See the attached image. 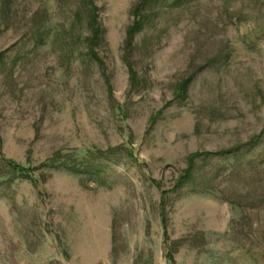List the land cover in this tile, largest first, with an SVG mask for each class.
Instances as JSON below:
<instances>
[{
  "label": "rangeland",
  "instance_id": "rangeland-1",
  "mask_svg": "<svg viewBox=\"0 0 264 264\" xmlns=\"http://www.w3.org/2000/svg\"><path fill=\"white\" fill-rule=\"evenodd\" d=\"M139 1L94 0L101 70L83 0H0V264H264V0H159L126 50Z\"/></svg>",
  "mask_w": 264,
  "mask_h": 264
},
{
  "label": "trees",
  "instance_id": "trees-1",
  "mask_svg": "<svg viewBox=\"0 0 264 264\" xmlns=\"http://www.w3.org/2000/svg\"><path fill=\"white\" fill-rule=\"evenodd\" d=\"M84 3H82V10L84 11L86 15V27L88 30V35L84 38L83 42L86 46L87 52L89 56L94 60L99 68L101 70H105V65L102 59L99 57L98 52H97V47L99 43L101 42L103 38V30L99 24V14H98V8L94 2V0H83ZM159 2V0H140L136 6L134 7L133 10V16H134V21L133 24L127 29L126 31V41H125V49L129 50L132 47L133 40L135 36L141 32V30L144 27V19H143V14L145 9L148 6H151L154 3ZM78 18H81V14H78ZM127 69H128V74L130 81L133 83L136 79V74L133 70V67L130 65L128 62L127 58H125ZM192 78L186 79L183 83H180L177 85L178 92L183 95L186 90L188 85L191 83ZM108 92H111V88L108 85ZM200 154H193L189 157L188 159V167L187 169L183 172V175L179 179V181L176 183L175 188L181 187L187 180L190 179L191 177V171L193 169L194 161L196 158H198ZM10 165L13 167V169L19 173L24 178L30 179L31 176V171L30 170H25L23 168H19L16 164L10 163ZM74 173L78 174H83L85 173L84 171H74ZM168 192L162 191L161 192V201L160 204L162 205V210H164V204H165V195ZM166 219L165 217H162V227L164 230V236L166 232ZM169 261L173 263V258L171 255L168 256Z\"/></svg>",
  "mask_w": 264,
  "mask_h": 264
},
{
  "label": "crops",
  "instance_id": "crops-1",
  "mask_svg": "<svg viewBox=\"0 0 264 264\" xmlns=\"http://www.w3.org/2000/svg\"><path fill=\"white\" fill-rule=\"evenodd\" d=\"M108 248L106 249V256H108L109 257V255H110V253H111V248H110V244H108V246H107ZM78 250H76L75 248H73V246L72 247H70V256H69V258H68V261H67V263L65 262V261H63L64 262V264H100V263H102V260H101V258H98L97 257V260H91V261H89V260H82V258H80V256L78 255ZM38 256V255H37ZM107 257V258H108ZM28 259H30V260H28V261H23V264H48L47 263V260H46V258H45V260L43 259V260H41L40 258H38V259H40V260H38L35 256L33 257H30V258H28ZM53 259H55V258H53ZM53 259H49L48 260V262L49 261H52ZM57 261H59V262H61L62 260H61V258L59 257V258H57ZM106 262V261H105ZM104 262V263H105ZM103 263V264H104ZM107 263V262H106ZM108 264V263H107Z\"/></svg>",
  "mask_w": 264,
  "mask_h": 264
}]
</instances>
